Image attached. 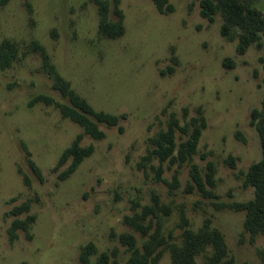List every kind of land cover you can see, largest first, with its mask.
<instances>
[{
    "label": "rangeland",
    "instance_id": "rangeland-1",
    "mask_svg": "<svg viewBox=\"0 0 264 264\" xmlns=\"http://www.w3.org/2000/svg\"><path fill=\"white\" fill-rule=\"evenodd\" d=\"M107 1L115 21L114 0ZM241 1L264 14V0ZM169 3L172 12L161 14L151 0H119L125 32L107 40L97 32L94 0H0V44L8 40L19 50L13 65L0 69V264H82L89 244L92 261L108 252L125 264L120 236L133 235L138 247L147 239L125 219L143 216L148 206L154 211L142 224L149 233L159 228L178 242L182 213L195 231L210 218L235 264H264V236L249 233L245 211L234 207L253 199L244 181L261 159L251 115L264 98L262 49L254 43L240 54L238 31L223 36L220 13L204 18L199 0ZM33 41L93 109L120 118L118 126L99 125L103 139L62 118L57 105L69 101L41 71L39 55L29 51ZM39 95L53 103L30 104ZM171 120L185 129L176 130V144L194 127L201 131L184 164L152 152L151 140ZM79 135L93 153L60 180L69 163L57 162ZM208 164L216 199L191 180L193 166L204 178ZM28 218L29 229L11 238L12 223ZM159 264H171L168 251Z\"/></svg>",
    "mask_w": 264,
    "mask_h": 264
},
{
    "label": "trees",
    "instance_id": "trees-1",
    "mask_svg": "<svg viewBox=\"0 0 264 264\" xmlns=\"http://www.w3.org/2000/svg\"><path fill=\"white\" fill-rule=\"evenodd\" d=\"M151 2L161 14L172 12L169 0H151ZM94 3L98 7L99 14L98 35L107 40L121 37L125 32V28L123 15L119 9V0L113 1V12L117 16L115 21L110 20L108 16L110 11L109 1L94 0ZM199 3L200 13L204 18L211 19L215 13H220L222 18L221 34L223 36H230L233 30L238 31L237 51L240 54H243L254 43L262 49L261 61L264 69V14L247 7L241 0H199ZM29 51L39 55L41 71L52 80V88L58 91L62 98L69 101L70 105H57L62 118L69 119L83 128L84 133L94 140L104 138V132L99 127L100 124H106L109 127L118 126L120 121L118 116L93 109L84 98L71 88L70 83L57 71L42 45L33 41ZM18 58L19 50L17 46L8 40H4L0 44V69L10 68ZM33 103L50 105L53 100L48 96L39 95L30 104ZM251 117L260 141L261 159L250 167L244 183L254 188V197L245 203H236L234 207L237 210L245 211L244 225L249 233L253 236H264V98L261 109L253 111ZM176 130L185 131L177 121L171 120L167 129L159 132L151 140L152 152L160 161L169 159L175 163L184 164L189 162L196 153L201 131L199 127H194L186 141L176 144ZM81 139L80 135L77 136L70 147L62 152L57 167H61L67 162L69 164L66 170L60 174V180L69 177L84 159L92 155L93 147H82L80 144ZM30 165L34 173H39L33 163H30ZM214 174L212 164H208L204 178L201 177L195 166H193L191 173V180L197 190L210 199H216V195L212 192L214 189ZM155 207H160L157 201H155ZM147 211L153 213L154 210L148 206L143 209L141 213V215L144 213L143 216L138 214L133 218L125 219L126 224L138 229L142 235L147 236L141 247H138L137 240L133 235L120 236V242L127 246L129 252V258L125 264H159L164 251L170 253L171 264H235L234 259L229 255L224 237L212 226L210 218L204 219L202 226L195 231L189 227L188 220L182 213L180 240L176 242L161 237L159 228L149 233L150 226L142 224ZM16 213L19 214L20 211H16ZM32 221V218H28L24 222L15 220L10 228V237L14 238L17 230L27 231ZM94 251L95 248L91 244L85 246L80 254L81 263L121 264L116 255L108 252L99 253L97 258L92 261L91 256L95 253Z\"/></svg>",
    "mask_w": 264,
    "mask_h": 264
}]
</instances>
